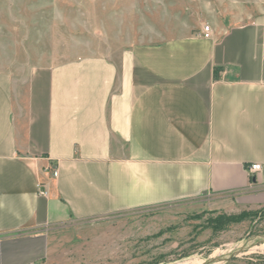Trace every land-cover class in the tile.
Masks as SVG:
<instances>
[{"label": "crops", "instance_id": "crops-1", "mask_svg": "<svg viewBox=\"0 0 264 264\" xmlns=\"http://www.w3.org/2000/svg\"><path fill=\"white\" fill-rule=\"evenodd\" d=\"M210 29L31 66L22 104L0 75V264H47L74 221L202 195L264 206V0Z\"/></svg>", "mask_w": 264, "mask_h": 264}, {"label": "rangeland", "instance_id": "rangeland-1", "mask_svg": "<svg viewBox=\"0 0 264 264\" xmlns=\"http://www.w3.org/2000/svg\"><path fill=\"white\" fill-rule=\"evenodd\" d=\"M262 0H0V75L24 102L31 66L117 56L135 42L224 30ZM47 264H264V206L216 195L74 221Z\"/></svg>", "mask_w": 264, "mask_h": 264}, {"label": "built area", "instance_id": "built-area-1", "mask_svg": "<svg viewBox=\"0 0 264 264\" xmlns=\"http://www.w3.org/2000/svg\"><path fill=\"white\" fill-rule=\"evenodd\" d=\"M202 34H203V37H205V38H208V37L211 36V29H210V26L209 25H204L202 27ZM247 169H248V172L250 174H253L254 172H256V171H258L260 169V164L259 163H252V164H250L248 166ZM56 174H57V171H56V169H54L52 171V175L53 176H56Z\"/></svg>", "mask_w": 264, "mask_h": 264}, {"label": "water", "instance_id": "water-1", "mask_svg": "<svg viewBox=\"0 0 264 264\" xmlns=\"http://www.w3.org/2000/svg\"><path fill=\"white\" fill-rule=\"evenodd\" d=\"M252 180L254 181V180H255V178L253 177V178H252Z\"/></svg>", "mask_w": 264, "mask_h": 264}]
</instances>
